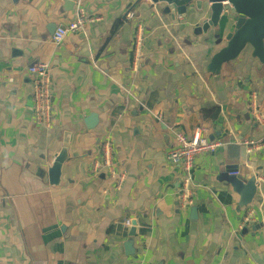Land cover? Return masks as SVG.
Instances as JSON below:
<instances>
[{
    "label": "crops",
    "instance_id": "crops-1",
    "mask_svg": "<svg viewBox=\"0 0 264 264\" xmlns=\"http://www.w3.org/2000/svg\"><path fill=\"white\" fill-rule=\"evenodd\" d=\"M79 5L84 31L56 46ZM206 19L192 6L174 25L157 0H0V264H264V148L239 144L264 142V64L247 48L206 73L235 28L197 35ZM36 63L51 65L50 130L35 119ZM197 128L222 146L195 159L184 208L183 168L168 154L174 131ZM106 152L121 183L91 174ZM221 170L239 171L257 200L241 208Z\"/></svg>",
    "mask_w": 264,
    "mask_h": 264
},
{
    "label": "water",
    "instance_id": "water-1",
    "mask_svg": "<svg viewBox=\"0 0 264 264\" xmlns=\"http://www.w3.org/2000/svg\"><path fill=\"white\" fill-rule=\"evenodd\" d=\"M157 2L174 25H179L180 18H187V9L192 6L197 12L207 14V19L198 24L200 26L197 28V35L208 37L213 31L217 38L219 33L227 28L223 25L224 22L234 24L233 33L226 45L207 65L206 73L220 72L225 64L236 61L247 48H252L253 57L264 64V0H157ZM93 119V117L90 118V120ZM70 143L71 133L66 132L62 150L48 167L49 185L53 188L61 185L63 167L69 159ZM234 172L237 171L228 173L221 170L217 180L240 196V207L244 208L257 200L255 185L239 176H232L231 173ZM191 219H198L195 207L191 209ZM134 235L133 231L131 236L134 237Z\"/></svg>",
    "mask_w": 264,
    "mask_h": 264
},
{
    "label": "built area",
    "instance_id": "built-area-1",
    "mask_svg": "<svg viewBox=\"0 0 264 264\" xmlns=\"http://www.w3.org/2000/svg\"><path fill=\"white\" fill-rule=\"evenodd\" d=\"M132 16V15H131ZM97 19H90L91 22H95ZM87 19L84 16V12L79 5L78 16L75 21L69 23L68 25L60 26L54 32L52 36V41L56 46H59L63 41L70 35L76 33H82L87 24ZM138 55V50L136 49L135 56ZM29 73L33 80L34 96V113L37 124L45 130H50L53 121V105H52V75H51V65L49 63H36L30 66ZM207 130L204 128H197L191 137L184 135L181 132H173L175 137V145L171 148L168 154V160L174 164L179 165L183 168V180H182V190H181V203L185 208L192 205V190L190 186L192 185L191 172L194 167L195 159L202 153H215L222 144L219 142H212L207 137H205ZM245 154H250L252 149H262L264 148V142H251L246 141L244 143L240 142ZM109 152V151H108ZM106 152L104 161H95L91 166V174L98 175L104 169L109 171L111 177H119L120 183L123 181V177L115 173L114 165L109 157V153ZM232 176H239V171L231 173ZM251 220L250 212L244 217L243 226L248 224ZM125 228L130 231L132 229H137L133 225L131 219L126 220L124 224Z\"/></svg>",
    "mask_w": 264,
    "mask_h": 264
}]
</instances>
